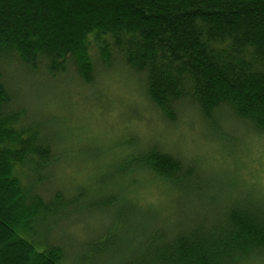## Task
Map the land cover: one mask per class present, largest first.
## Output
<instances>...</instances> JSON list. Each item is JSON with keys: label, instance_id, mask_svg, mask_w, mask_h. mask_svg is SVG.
I'll return each mask as SVG.
<instances>
[{"label": "trees", "instance_id": "1", "mask_svg": "<svg viewBox=\"0 0 264 264\" xmlns=\"http://www.w3.org/2000/svg\"><path fill=\"white\" fill-rule=\"evenodd\" d=\"M117 54L144 78L148 102L167 123L190 97L206 126L220 123L214 112L227 103L264 129V0H0V264L66 262L60 246L19 231L61 221L74 207L60 187L49 198L41 193L60 153L44 119L17 104L14 75L53 80L70 71L93 85ZM141 147L116 172L179 189L194 223L186 229L178 221L173 239L122 264H239L264 255V205L229 201L234 197L217 205L214 196L202 202L195 162L158 142ZM100 240L103 248L105 236Z\"/></svg>", "mask_w": 264, "mask_h": 264}, {"label": "rangeland", "instance_id": "2", "mask_svg": "<svg viewBox=\"0 0 264 264\" xmlns=\"http://www.w3.org/2000/svg\"><path fill=\"white\" fill-rule=\"evenodd\" d=\"M99 75L93 85L82 84L70 71L53 80L38 73L21 78L14 75L17 80L11 86L17 104L44 119V131L53 135L60 153L42 195L49 198L51 191L60 187L65 196L74 198V207L63 210L61 221L34 224L29 234L19 233L63 248L68 259L63 264H101L106 252L144 236L146 226L157 219L160 182L141 174L120 175L116 169L124 159L134 163L141 145L148 143L142 138L150 121L141 105L158 112L145 96L140 75V98L128 101L101 92ZM236 145L237 138L219 123L214 128L205 125L197 151L188 155L169 151L195 162L202 178L200 201L214 196L217 205H224L237 202L234 178L237 170H244ZM253 191L259 189L248 193ZM229 197H234L231 202L226 201ZM104 236L107 242L100 248ZM36 246L42 249L44 245Z\"/></svg>", "mask_w": 264, "mask_h": 264}, {"label": "clouds", "instance_id": "3", "mask_svg": "<svg viewBox=\"0 0 264 264\" xmlns=\"http://www.w3.org/2000/svg\"><path fill=\"white\" fill-rule=\"evenodd\" d=\"M101 92L120 96L126 101L140 98L138 75L117 54L114 67L103 68L97 85ZM146 120L150 121L145 129V142L158 141L168 150H175L185 155L198 150L205 122L198 108L185 97L181 102L177 122L169 124L159 118L149 107L141 105ZM214 116L229 134L237 138L236 152L244 161L243 172L237 170L234 188L238 203H255L264 205V129L257 128L249 119L238 116L232 107L225 103L215 110ZM253 191L252 197L248 192ZM157 219L146 226V234L125 243L124 246L106 252L101 264H122L133 253H142L149 244L162 245L173 239L178 231V221L191 228L193 220L190 204L179 189L164 185L159 189ZM239 264H264V255L253 253Z\"/></svg>", "mask_w": 264, "mask_h": 264}]
</instances>
